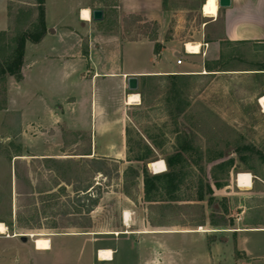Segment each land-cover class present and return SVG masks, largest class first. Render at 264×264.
Here are the masks:
<instances>
[{
    "label": "rangeland",
    "instance_id": "374dc122",
    "mask_svg": "<svg viewBox=\"0 0 264 264\" xmlns=\"http://www.w3.org/2000/svg\"><path fill=\"white\" fill-rule=\"evenodd\" d=\"M122 1L45 0L44 39L26 44L20 80L8 77L0 84V224L7 228L0 235V264H93L97 248L111 242L118 249L117 264H147L151 251L130 250L122 239L117 244L103 235L120 231V192L125 194L128 185L123 176L131 167L143 176V164L135 158L144 145L152 151L149 160L183 157L173 174L154 182L163 192L156 197L174 201L168 206V222L264 227V114L254 83L218 78V72L206 69L211 63L207 57L188 59L181 47L180 72L194 74H180L186 76L180 91L187 106L183 118L176 119L166 105L171 95L167 80H146L142 105L123 106L121 77L104 75L177 68L171 45L157 57L155 44L129 41L156 36V45L204 44L210 38L205 27L212 21L202 12L205 0H168L166 10L158 5L160 19L147 14L155 5H143L149 11L134 15ZM83 6L92 12L103 9L106 19L91 18L93 25L78 22L73 10ZM19 7L33 12L18 18L11 12ZM38 16L37 0H0V33L8 30L9 37L15 36ZM95 73L99 76L92 78ZM139 92L140 86L131 93ZM139 137L144 141L140 147ZM183 144L187 150H180ZM91 146L96 147L93 158L78 157ZM227 148L226 156H218ZM45 153L75 159L34 158ZM97 169L105 174H96ZM237 171L253 176L251 190L236 187ZM63 181L72 185L65 190ZM137 192L132 189L130 195L135 199ZM90 198L97 199L95 206ZM185 201L192 205L181 204ZM92 206L96 209L87 214ZM64 214L79 217L83 228H61L73 223ZM35 217L41 229L24 225L22 220ZM89 230L97 234L83 235ZM216 237L175 233L159 241L170 250L173 264H264V231ZM35 238L48 239L51 250L38 252Z\"/></svg>",
    "mask_w": 264,
    "mask_h": 264
},
{
    "label": "crops",
    "instance_id": "0c3cea01",
    "mask_svg": "<svg viewBox=\"0 0 264 264\" xmlns=\"http://www.w3.org/2000/svg\"><path fill=\"white\" fill-rule=\"evenodd\" d=\"M123 7L125 10H130L134 15H140L143 12H147L148 16L154 15L160 19V15L163 13L159 12V6L162 5L160 0H123ZM143 5H155L154 8L147 10V7ZM88 10L90 12V20L84 21L82 19L81 12L83 10ZM103 12V18L106 19V12L101 9ZM75 18L78 22L85 23L87 25H93L91 22L92 18V9L89 6H83L81 8H76L73 10ZM156 18V19H157ZM212 21L206 25L205 33L207 36H210L209 40L204 44H201V49L199 54H203L207 57L206 60L213 62H218V78L223 77L225 79L229 78L232 81H237L238 83H254L253 88L258 90L257 104L264 111L259 103V100L264 96V0H231V5L229 8H219L217 11V17L210 18ZM215 27L212 31H209V27ZM210 34V35H209ZM147 42L148 44H155V42L150 40H140V41H129V43L136 44ZM171 45L173 54L176 57H179V48H185V44H177L172 41L162 45L161 51L157 57H159L163 50L166 49V46ZM185 50V49H184ZM185 52V51H184ZM186 53V52H185ZM188 59L191 56H197L199 54L191 55L186 53ZM177 68L174 70H132L121 72L120 74L109 73L104 74L106 76H120L122 80V88L124 91V105L123 106H141L142 99L139 94L131 93L127 88V80L129 77H137L139 86L141 82V77L145 76H167V75H180V74H194L191 71L180 72L179 67L184 65V62L181 65L177 64ZM186 67V65H185ZM99 76L98 73H95L92 78ZM131 94L139 96V102L134 105L128 104V98ZM96 153V147L91 146L90 150L86 154H79L78 157L86 156L87 159H91V154ZM50 153L34 155V158L41 159H54V160H73L74 156L69 155L68 158L59 157L54 155L53 158L49 155ZM162 160V159H160ZM158 160V161H160ZM165 171L161 173H156L151 167V164L147 166L148 171L152 172L153 175H163L167 173V165L164 160ZM157 162V161H156ZM151 167V168H150ZM153 169V170H152ZM250 174V173H249ZM238 176V175H237ZM237 176L235 179V185H237ZM252 176V175H251ZM253 176H252V187L249 189H240V190H251L253 188ZM140 184L138 186L137 198L131 199L126 194L120 192V197L124 200L122 209V223L119 225L118 230L114 232L104 233V236L111 238L117 244L120 243V240L129 244L130 250L135 248L144 250L143 253H149L151 251L150 261L147 264H173V261L169 260L170 250L164 248L159 241V237L168 236L175 233H198L205 235L208 238H218L223 234H234L236 236L250 234L256 231H264V227L261 226H251L248 223L243 227H226L224 224H196V226H188L187 224H174L167 221L168 206L170 202L173 203L172 199L167 197H156L155 194L163 195V192L160 191L159 185L157 188H153L149 200L145 199L144 193V182L143 176H140ZM99 184V183H98ZM100 185V184H99ZM60 186H64L61 184ZM59 187V186H58ZM155 189V190H154ZM89 192V191H88ZM173 198V196L170 195ZM164 201L163 203H161ZM184 206L192 205L190 202L181 203ZM188 208V207H187ZM96 209V208H95ZM93 209V211L95 210ZM93 211L91 213H93ZM215 211H218V207H215ZM90 213V214H91ZM218 214V213H217ZM183 217V215L181 216ZM187 217V216H185ZM189 217V216H188ZM166 220V221H165ZM141 223V224H139ZM199 229V230H198ZM201 229V230H200ZM83 235H96L97 233H92L91 230L86 231ZM44 239V238H40ZM48 240V239H44ZM224 240V239H223ZM49 241V240H48ZM225 241V240H224ZM153 245H152V243ZM151 243L152 246L147 245ZM110 245L106 247L97 248L98 253L94 259H92L93 264H117L116 258L118 255V249L116 245ZM160 246V247H159ZM157 247V248H156ZM162 247V248H161ZM158 249V251H157ZM38 250V249H37ZM51 250V244L49 242V249L38 250V252H48ZM101 251H110L112 256L107 259L100 257ZM165 254H164V253ZM171 253V252H170ZM156 255V256H155ZM155 256V257H154ZM128 264V263H126Z\"/></svg>",
    "mask_w": 264,
    "mask_h": 264
},
{
    "label": "trees",
    "instance_id": "16d2710c",
    "mask_svg": "<svg viewBox=\"0 0 264 264\" xmlns=\"http://www.w3.org/2000/svg\"><path fill=\"white\" fill-rule=\"evenodd\" d=\"M167 1L168 0H162V8L163 10H166V6L167 5ZM37 4H38V11H39V16L37 21H34L28 28H24L21 31H18L15 33V36L9 37L8 34V30L0 33V84L2 82H4L6 80V78L8 77H15L17 80H20V71H21V67L23 65V61H24V54H25V46L26 44L29 42L31 44H39L45 37L46 35V22H45V0H37ZM204 4V3H203ZM202 4V5H203ZM203 7V6H202ZM33 12L32 9L29 8H25V7H19L18 9H14V11H12L11 13L18 16H22L25 14H30ZM13 35V34H12ZM146 38V37H145ZM7 41L8 43H4L3 41ZM150 41L153 42H157V38L152 37V39H150ZM162 45L160 43H155V53L156 55L159 54V52L161 51ZM206 69H208L209 72H214V71H218V62L216 63H208L206 65ZM186 76L183 75H167V76H145V77H141V82H140V87H141V92H139L142 100H143V88L145 86V81L146 80H153L155 78H159L160 80H167L169 82V84H167L166 89L167 92L171 95H169V98H167L166 100V105H168V108L170 110V114L176 118V119H182L184 114H185V110H186V102L182 97V92L180 91L181 88V82L183 79H185ZM184 135H187V132L184 131L183 132ZM187 137V136H186ZM139 142L136 144L140 145L144 144L143 139L141 137H139ZM150 140L157 145L156 141L154 140V138L150 137ZM159 145V144H158ZM138 147V148H139ZM180 150H187L186 146L183 144L180 147ZM137 156L135 158V161L138 163H142L143 167H142V172H143V181H144V185H145V199L149 200V196H150V189L149 188H156V185H154V182L156 183V181L158 179H161L162 177H168L169 175L173 174L176 171L175 165L178 163H183V157H181V154H175L173 157L168 158L166 160H164L166 162L167 165V173H164L163 175H151L147 169V166L149 164H152L156 161H158V159H154V160H149L150 154L152 153L151 149L149 146L144 145V148L142 149L141 147L137 150ZM229 151V149H225L223 152L219 153L218 156H226L227 152ZM9 156V153H6ZM10 158V156H9ZM42 160H46L48 162H50V160H54V159H42ZM83 160V159H82ZM94 163V161H93ZM103 169H97L96 174H100V175H104L105 173H103ZM246 173V171H237V175L240 173ZM124 179L127 187L125 188L124 193L130 197L131 199H134L131 195H130V191L132 189H134L136 192L138 191V185H139V178H140V173L138 171V169L136 168H130L128 169L125 174H124ZM66 185H64V189L66 190V188L70 185H72L71 183L65 182ZM62 182V183H63ZM171 184V183H170ZM57 186V185H56ZM59 186V185H58ZM92 188V185L87 186V193L89 194V189ZM94 189V188H93ZM81 190L78 188L77 192H80ZM91 199V198H90ZM50 200V199H49ZM49 202V201H48ZM92 204L95 206L96 203L98 202L97 199H91ZM93 206L91 209H89L87 211V214L91 213L93 211ZM81 214V212H80ZM66 214L63 215V219L66 220H70L73 223L70 225H62L63 227L61 228H83L80 223H77V221H79L80 219H78L79 217H75V216H71V217H66ZM82 218V220L86 221L87 219H85L86 217H80ZM40 218L35 217L32 219V221L30 219L27 220H22L24 222V225L26 227H28L29 229H41V223H39ZM31 222H35L34 224H30ZM35 225V227H34ZM48 228H54V227H48Z\"/></svg>",
    "mask_w": 264,
    "mask_h": 264
},
{
    "label": "bare ground",
    "instance_id": "6f19581e",
    "mask_svg": "<svg viewBox=\"0 0 264 264\" xmlns=\"http://www.w3.org/2000/svg\"><path fill=\"white\" fill-rule=\"evenodd\" d=\"M217 11H218V0H205L203 7H202V12L204 16L206 17H217ZM82 19L84 21H89L90 20V12L88 10H83L81 12ZM186 51L188 54L195 55L200 53L201 49V44L200 43H187L185 45ZM139 102V96L135 94H131L128 98V104L129 105H134L135 103ZM259 103L264 111V96H262L259 100ZM151 167L154 169L155 174L156 173H161L165 171V164L162 160L154 162L151 164ZM150 167V168H151ZM152 169V170H153ZM237 187L240 189H249L252 187V176L249 173H240L237 176ZM2 234H7V228L3 225L0 224V235ZM34 237V236H32ZM34 244L36 246V249L38 250H48L49 249V241L40 239V238H35ZM112 256V253L110 251H101L100 257L103 259L110 258Z\"/></svg>",
    "mask_w": 264,
    "mask_h": 264
},
{
    "label": "water",
    "instance_id": "95a60500",
    "mask_svg": "<svg viewBox=\"0 0 264 264\" xmlns=\"http://www.w3.org/2000/svg\"><path fill=\"white\" fill-rule=\"evenodd\" d=\"M231 5V0H218L219 8H229ZM92 19L94 22H100L103 20V12L100 10H95L92 12ZM127 88L131 92H136L139 89V82L137 77H129L127 80ZM21 240L25 242L27 236H20Z\"/></svg>",
    "mask_w": 264,
    "mask_h": 264
},
{
    "label": "built area",
    "instance_id": "2783aa9c",
    "mask_svg": "<svg viewBox=\"0 0 264 264\" xmlns=\"http://www.w3.org/2000/svg\"><path fill=\"white\" fill-rule=\"evenodd\" d=\"M185 52L187 53L186 48H185ZM182 63H183L182 58H181V56H179L177 59V64L181 65Z\"/></svg>",
    "mask_w": 264,
    "mask_h": 264
}]
</instances>
